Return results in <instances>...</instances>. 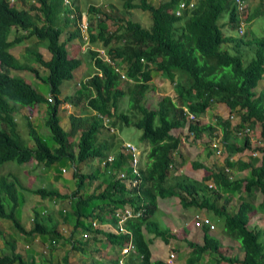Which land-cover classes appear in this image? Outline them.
<instances>
[{"label": "trees", "instance_id": "16d2710c", "mask_svg": "<svg viewBox=\"0 0 264 264\" xmlns=\"http://www.w3.org/2000/svg\"><path fill=\"white\" fill-rule=\"evenodd\" d=\"M20 1L26 6H17L16 0H0V166L7 161L23 164L34 159L53 168L54 178H57L60 175L57 172H63L66 164H70V176L75 179L76 187L70 193H61L49 185L31 189L17 178L9 180L1 176L0 218L9 219L17 230L25 233L16 214L19 198L16 189L27 190L42 199L72 198L75 221L73 218L71 222L68 218L64 225L74 224V228L80 227L84 232L95 229L109 242L121 245L128 239L127 234L96 230L98 228H92L91 222L86 223L83 219L98 217L102 222L110 219L116 223L112 215L114 209L126 203L138 208L137 201L140 198L145 208L144 215L128 219L124 226L131 231L136 251L142 256L141 262L149 263V243L142 227L168 242L174 234L155 218L157 197L177 195L182 207H204L216 216L223 217L224 234L235 239L244 252L242 258L226 254V247L220 239L204 225L202 244L185 239L192 248L194 260L210 251L217 255L219 262L264 264V228L248 227L254 211L264 213V90L259 93L254 90L264 73V35L248 36L246 30L242 35L223 31L225 25L230 26V31H235L241 21L247 22L264 14V0H259L255 5L253 2L252 6L249 0H194V6L186 5L179 15L176 14L179 3L185 1L187 4L188 0H161L157 5L150 0H121L126 12L136 8L148 11L151 17L149 28L143 27L130 15L126 14V18L121 19L113 18L111 9L90 5L87 12L89 15L85 16L89 23L85 34L91 44L102 45L112 62L104 60L97 50L86 51L95 71L80 84L79 89H89L85 105L95 113L70 114L68 129L60 124L58 111L61 104L76 105L81 99L80 93L60 97L61 84L73 79V72L81 63V54H78L83 43V33L79 27L81 11L76 5L74 15L69 16L70 9L63 6L62 0ZM248 4L252 11L247 10ZM224 14L227 15L226 22L219 23ZM110 20L119 24L112 31H109ZM67 25L73 27L71 37H78V44L72 45L70 49L66 40H61L63 28ZM13 30L15 37L9 41L8 35ZM29 37H35L37 41L28 42L25 52H30L32 62H38L49 70L45 82L49 85L51 97L43 96L22 77L9 73L10 68L28 69L37 75L34 67L20 63L9 51L13 44ZM40 45L51 53L49 60L42 59L38 51ZM222 45H229L233 52L228 47L222 48ZM69 50L74 51L73 54ZM247 56L249 60L244 61ZM123 63L125 78L121 77L118 70ZM159 72L172 82L178 73L185 78L184 82L173 85V96L167 94L160 97L156 106L151 108L145 100L150 91H156L151 79L154 73ZM122 102L126 107H122ZM212 102L225 103L229 112L235 113L237 121L232 123L228 118L216 115L213 124L190 121L188 130L195 132L201 129L212 134L215 126L220 127L226 151L223 152L226 157L224 164L215 165L213 170L208 168L209 173L201 180L183 173L177 174L174 176L175 182L170 185L167 179L169 165L173 162L172 153L181 143V139L173 136L170 130L185 125L183 107L197 115L210 107ZM30 104L45 106L47 116L44 123L52 137V142H48L45 135L28 120V136L34 142L32 148L19 135L14 119L15 105ZM98 114L110 117L111 126L119 129L132 126L141 131L140 140L148 146L141 169V196L128 191L123 183L113 179V173L110 174L111 169L118 172L125 166L128 154L120 153L114 134L108 139H99L106 125L105 119ZM256 126H259L258 137L263 142L257 147L262 152L261 164L253 166L248 162L243 163L245 167H251L249 175L242 179H230L236 166L234 156L251 148L250 136L245 135L244 143L240 145L237 132L241 128L253 129ZM206 146L209 154L215 153L209 143ZM110 152L114 153L115 159L107 162L100 173L105 185L101 181L90 194L81 191L80 185H84L86 179H96L99 172H83L75 164L105 157ZM191 165L193 168H203L197 161ZM209 180L213 183L211 187L208 185ZM234 192L245 195L239 194V203L231 206ZM256 192L261 195L258 205L250 199ZM222 199V203H219ZM38 210L36 208L31 217L33 226L28 234L46 233L51 235V242L56 244L62 237L61 232L55 225L48 228L41 220L43 212ZM88 242L86 238L78 244L86 246ZM45 252L43 250V257L48 259V253ZM135 259V256L131 257L130 262L133 263ZM0 264L35 263L19 253H13L0 256ZM154 264L164 263L157 260Z\"/></svg>", "mask_w": 264, "mask_h": 264}, {"label": "crops", "instance_id": "0c3cea01", "mask_svg": "<svg viewBox=\"0 0 264 264\" xmlns=\"http://www.w3.org/2000/svg\"><path fill=\"white\" fill-rule=\"evenodd\" d=\"M79 7L81 8V0L78 2ZM43 18V17H42ZM73 27L71 25H68L63 28V32H67L66 34H61V40H66L68 43V48L70 49L72 45L78 44V37H71V31ZM67 30V31H66ZM14 33V34H13ZM15 37V31H11L8 35V40H12ZM70 37V38H69ZM37 41L35 37H29L26 40L13 44L9 51L13 54V56L20 62V63H26L32 67H34L37 71V75H35L33 72H31L28 69L24 70H17L10 68L9 73L10 75L20 76L22 77L27 83H29L38 93L42 94L43 96L47 97L50 95L49 93V85L45 82V79L47 78L48 69L39 64L38 62L31 61L25 58L24 55L27 53L24 51L25 47L27 46L28 42ZM81 42V40H80ZM81 42V46H82ZM80 46V48H81ZM95 48H98L100 44H93ZM21 52V54H19ZM38 51L42 55L43 60H49L51 58V53L49 50L43 46H38ZM71 54H73L74 51H70ZM81 54L80 59L81 63L77 69L73 72V79L69 81H65L61 84V95L60 97H63L65 95H71L73 93H80L81 99L80 101L74 105L70 103H64L61 104L59 107L58 114L60 116V124L65 128L68 129L70 125L69 117L70 114L76 113V114H89L90 112L95 113L94 111L86 108V98L88 96L89 89L82 90L80 88V84L85 82L89 75H91L94 71V65L90 58V56L84 51L83 49L79 50L78 54ZM91 67V68H90ZM160 76L158 78L153 77V84L156 86V89L165 88L167 86V79L162 76L161 73H159ZM179 80H176V83H178ZM47 84V85H46ZM256 93H259L261 90H264V73L262 76V79L260 80V83L254 88ZM171 91L173 89L171 88ZM45 106L42 104H34L31 106H21V105H15V113H14V119L16 121V129L19 132V135L26 140L29 147H33L34 142L32 139L28 137L27 135H22L19 130V120L22 118H26L27 121H32L33 125H35L36 129H39L37 127V122H40L42 128L43 123L46 119V111ZM211 110L214 114L218 111H224L225 114H221L223 119H226L230 116H233L235 113H230L228 107L224 103L218 102L216 107L213 105L212 107H208L205 109L204 112L200 113L199 119L200 124H207L214 122H209L206 120V117H204L207 112ZM67 115V120H62V115ZM41 119V120H40ZM237 119V118H236ZM232 123H234L232 121ZM179 128L177 131H175V136H178V132L181 129ZM46 130V133H48V129ZM222 137V132L220 127H216L212 130L218 131ZM211 132V133H212ZM259 132V126H256L255 128L251 129L250 136V146L251 148L245 149L239 153H237L234 156V160L236 161L235 170H233L232 178H238L242 179L249 175L251 167H245L243 163H250L253 166H257L261 164V158H262V152L259 150H253L252 148L262 144L263 142L260 141V138L258 137ZM41 133V132H40ZM102 134L100 136V140H105L109 138L107 129L102 130L100 133ZM253 134V135H252ZM258 138L257 140L253 138ZM46 137V136H45ZM76 137V136H75ZM180 137V136H178ZM181 143L177 150H175L172 153L173 156V167H176L175 160H181V159H187L189 155L192 153V148L195 146L193 143H189L185 137L181 136ZM201 140L204 141L205 137H201ZM241 143H244V139L242 140L240 137L238 138V144L241 145ZM256 146V147H257ZM255 151V152H254ZM208 152V149H207ZM186 154V155H185ZM215 155V154H214ZM213 156V154H212ZM211 157V160H213V157ZM192 160V157H190ZM105 157L101 158H94V159H88L85 163H79L75 164L76 167H78L81 171L91 173L94 170H98L99 175L94 180L86 179L84 182V186L90 187L87 191L89 194L94 191L95 186L103 182L101 169L104 168L106 164L102 167L101 165L104 163ZM207 161H210V158L207 157ZM199 162V161H198ZM190 163V162H189ZM187 160L185 166H179L176 168V170L173 172V174H180L184 173L188 175L189 177H193L197 180H201L202 178H196L193 176V172H197V174H202L203 176L205 174L209 173V169H212L214 167H210L209 165L206 166L207 170L206 173L203 169H192L190 172L187 169ZM191 164V163H190ZM223 163H221L222 165ZM21 167H19V173L20 174H12L9 176V180H14L17 178L24 186L29 187L31 189H35L33 187V182L31 184L26 182L27 177L32 178H40L43 180V184L40 183L39 187H47L54 186L56 187L61 193H67L65 190L67 188L71 190H74L76 187L75 179L71 178V176L66 175L67 169L64 168V171L62 175H58L57 178H54L53 174V168H49L44 163H38L34 159H30L28 162H25L23 164H20ZM71 166V165H70ZM172 167V169H173ZM88 169V170H84ZM200 170H203L200 173ZM21 173H23L24 177H22ZM65 173V174H64ZM171 173V172H169ZM6 176V175H1ZM0 176V177H1ZM202 176V177H203ZM201 178V179H200ZM58 181V183H57ZM171 181V178L169 179ZM93 182V184H92ZM95 182V183H94ZM101 182V183H102ZM211 183L212 181L209 180ZM103 182V186H104ZM18 191V192H17ZM18 200H17V208H16V214L17 218L19 219L21 225L24 227L25 233L18 231L17 229H13L12 222L9 219L0 218V256L2 255H11L13 253H19L22 256H24L28 261H33L35 264H115L114 257L119 252L121 245L116 243H111L107 238L101 233L96 232L94 230L87 231L89 234V237L87 238L89 242L86 246H80L78 244L79 241H83L85 239H82L81 235L84 232V230H81L79 228H74V224L64 225L65 221L69 218L72 222L73 218L75 221V214L73 211V205H72V198L69 202L71 206V209L69 207H66L65 199H51V198H40L39 196H34L32 193H29L27 190L23 189H16ZM70 193V192H69ZM241 196H244V193L240 194ZM35 198H33V197ZM253 196L259 197V200L255 201L252 197H250L251 202L255 205H258L261 200V195L257 192L254 193ZM68 199V200H69ZM28 200V202H26ZM63 201L61 204H57V201ZM223 200V199H222ZM232 200V199H231ZM249 200V199H246ZM250 201V200H249ZM219 203H222L221 200H219ZM239 203V202H238ZM237 203V204H238ZM237 204H234L236 206ZM157 205L158 209L155 214V218L161 224L162 226L167 227L170 230V233H173L174 235L169 239L168 242L163 241L160 239V237H157L153 234V232H148L145 230L144 227H142L143 232L145 234V238L149 240V249H150V262L149 263H143V264H154L155 261L159 260L164 264H167V259L169 253L174 254L173 264H228L225 262H219L218 257L215 253H212L210 251L204 252L201 257L198 260L194 259V254H192V249L185 244L184 240L189 239L192 241H195L199 244H202L199 238H202V235L199 236L198 228H195L193 226L192 222V211L195 210L194 207L189 208H182L180 204V200L177 196H170V197H157ZM36 208H39L38 211H42V219L43 223L47 225L48 228H50L52 225H55V227L61 232L62 237L55 243L51 242V235L42 234L38 232H34L33 234L29 235L28 232L32 228V223L30 221V218L34 216V211ZM65 208V210H64ZM54 210H57V214H55ZM204 213L210 216V219L212 223L215 225V228L211 231L213 235L218 237L220 239L221 244L226 247V254L230 255H236L238 258H242L244 256L243 250L240 248L238 242L235 239L230 238L229 236L225 235L223 233V226L216 228L217 225H219V222L223 224L222 220L212 214V213H205V211L209 212L208 210H205L203 208ZM26 213V216L24 219H28L29 223H26L22 221V213ZM264 215L262 211H254L253 214H251L249 218V222L251 221L252 217L259 215ZM74 216V217H73ZM215 217L217 219H215ZM106 218V217H105ZM97 221V228L96 230H103L104 232L113 233L115 231V223L114 221L107 219L104 222H102L98 217L97 218H88L83 219L84 222L88 223L91 220ZM248 222V223H249ZM126 223V222H125ZM260 228V227H259ZM196 234V238H192V234ZM115 234V233H114ZM53 245H52V244ZM83 247V248H82ZM42 250V251H41ZM43 250H46L45 253H48V259L43 257ZM235 251V252H234ZM241 255V256H240ZM132 256V254L128 255V257ZM192 259V261L190 260Z\"/></svg>", "mask_w": 264, "mask_h": 264}, {"label": "rangeland", "instance_id": "374dc122", "mask_svg": "<svg viewBox=\"0 0 264 264\" xmlns=\"http://www.w3.org/2000/svg\"><path fill=\"white\" fill-rule=\"evenodd\" d=\"M153 4L157 5L161 0H150ZM250 1V5L252 6L253 5V2H254V5L256 3L259 2V0H249ZM105 4L106 7H109L111 9V14L113 15V18H126V14L129 16H131L134 20L136 21H139L141 23V25L145 28H149L150 25H151V17H150V13L148 11H144V10H141V9H132L130 10L129 12H126L125 10H123V4H122V1L121 0H81V14H82V19L85 18V15L88 16L89 14H87L88 12V9H89V6L90 5H94V6H97V5H101V7H103L102 5ZM247 4V2H246ZM16 5L19 6V7H22L23 5L26 6V4H24L22 1L20 0H16ZM249 4L247 5V10L248 11H252L250 8ZM225 19V20H224ZM227 20V15L224 14L223 18L219 20V23H225ZM82 21V20H81ZM121 23V21H120ZM117 25H119L118 23H114L113 21L110 20V23H109V26H110V30L109 31H112L114 30ZM68 26V25H67ZM243 26V25H242ZM230 26H227L225 25L223 27V31L224 33H233V34H236V32H231L230 31ZM246 30L248 36H262L264 35V14L262 15H259V16H256V17H253L251 20H248L244 26V31ZM67 31V30H66ZM67 32H63V34H66ZM14 34V33H13ZM225 47H228L229 51L230 52H233V50L230 48L229 45H222V48H225ZM25 51V49H24ZM22 51H20L19 54H21ZM26 59L28 60H31V57H30V52H27L26 55H24ZM250 57L247 56V58H245L244 61H247L249 60ZM91 68V67H90ZM154 77L157 76V73H154L153 74ZM153 83V80H151V84ZM260 83V82H259ZM47 85V84H46ZM154 85V84H152ZM154 87L156 88V86L154 85ZM171 88H172V84L171 82L170 83H167V86H166V90H162V89H156V91H150L148 94H147V97H146V105L148 107H151L153 108L154 106H156V103H157V100L160 99V97H162L164 95V93H171L172 94V91H171ZM215 106L217 105V102H212L211 103V107L212 106ZM122 107H126V105L122 102ZM221 115V114H225L224 111H221L220 112H216L215 114L209 110L207 112V114L204 116L206 117V120L209 121V122H215V116L216 115ZM235 114H233V118H228L230 121L232 120L234 123L236 122V119H235ZM41 120V119H40ZM62 120L63 121H66L67 120V115H62ZM19 130L21 132V134L24 136V135H27L28 133V130H29V127H28V123H27V119L26 118H22L19 120ZM37 127L39 128V132H41V134L45 135L46 136V140L48 142H52V137H51V134L50 132L46 133V130L44 129H48V128H42L41 127V124L40 122H37ZM43 127H46L45 123H43ZM49 131V130H48ZM175 129H173L171 132L172 133H175ZM197 131V133H196ZM195 132H192V133H189L186 129H181L179 130L178 132V136H183L186 138V140L189 142V143H193V145H195L193 148H192V153L191 155H189V157L187 159H181V160H175L176 164L177 165H182V166H185L186 164V160H187V163H191L193 161H199L198 163L202 164L203 165V168L206 167V166H210V167H214L215 165H221V163L224 164L225 162V158L224 157V153L222 152L220 155L216 154V153H208L207 152V146L206 144L207 143H210L211 140L213 139H216V137H221L220 133H219V130L218 131H215L214 133L212 134H207L206 131L204 130H201V129H196ZM109 135H111V133L109 132ZM116 135V134H115ZM114 135V136H115ZM253 135V134H252ZM118 136L121 137L123 140H130L132 142H134L139 148H141L143 146V143L142 141L140 140V136H141V131L135 127H132V126H123L121 131L118 133ZM30 138V136H28ZM201 137H205V140L202 141L201 140ZM254 139H258V138H255V136H253ZM243 140V138H241ZM258 144V143H257ZM256 144V146H257ZM262 144H259L257 147L261 146ZM253 147L252 149L253 150H259L257 149V147ZM142 150H144V147H142ZM260 151V150H259ZM226 152V151H225ZM213 154V156H212ZM215 154V155H214ZM186 155V154H185ZM213 157V160H211V157ZM190 157H192V160L190 159ZM207 157L210 158V161H207ZM144 161V159H143ZM187 164V169L191 172L192 169H194L192 167L191 164ZM58 166V165H57ZM19 167L20 164L14 162V161H7V162H4L1 166H0V176L1 175H6L7 174V177L9 178V176H11L12 174H20L19 173ZM66 169H67V174L66 175H70L71 171H72V167L70 166V164H66ZM62 168V166L60 167V169ZM203 168H199V169H203ZM55 169V168H54ZM84 170H88V169H84ZM92 170V169H91ZM90 171V170H88ZM196 171H198V168H196ZM203 170H200V173L202 172ZM204 172L206 173V170L204 168ZM58 174L62 175L61 173H63L61 170L60 172H57ZM65 174V173H64ZM22 177H24L23 173H21ZM193 176H195L196 178H199L201 177L202 178V174H197V172H193L192 174ZM193 178V177H192ZM200 178V179H201ZM195 179V178H194ZM35 180V181H34ZM33 182V187H37L39 186L40 183H44L42 179L40 178H32L31 177H27V180L26 182H28V184L31 182ZM209 182V181H208ZM58 183V181H57ZM95 183V182H94ZM93 184V182H92ZM81 191H84V192H87L89 190L90 187L88 186H84L83 188V185L81 186ZM67 193L70 192V189L67 188V190H65ZM257 193V192H256ZM259 193V192H258ZM240 192L236 193L234 192L233 196H232V200L230 201V205H234V204H237L239 202V199H238V196H239ZM34 196H38V195H35L33 194ZM33 197V196H32ZM34 198V197H33ZM253 198V197H252ZM35 199V198H34ZM255 201L259 200V197L257 196H254L253 198ZM66 200V199H65ZM71 199H67L65 201L66 203V207H69V209H71V206L70 205V201ZM64 201V200H63ZM63 201H60L59 200L57 201V204H61ZM223 201V200H221ZM28 202V200L26 201ZM258 202V201H257ZM65 210V208H64ZM55 214H57V210H54ZM72 211V209H71ZM204 212V210H202ZM205 213H211V212H207L205 211ZM19 213H17L18 215ZM258 216H255V217H252L251 221L248 223V227L251 228V229H256V228H261L263 229L264 228V215H260L258 214ZM26 216V213H22V221L29 223L28 219H24V217ZM74 217V216H73ZM216 218V217H215ZM42 219V218H41ZM220 219L222 220L223 222V217H220ZM31 221V220H30ZM97 222V221H96ZM221 222H219V225L216 226V228H220L221 227ZM13 226V225H12ZM15 227L13 226V229ZM16 229V228H15ZM200 229V228H198ZM19 231V230H18ZM198 233H199V236L203 235V231L202 230H198ZM212 233V232H211ZM192 238L195 239L196 238V234H192ZM200 241L202 242V238H199ZM235 252V251H234ZM241 256V255H240Z\"/></svg>", "mask_w": 264, "mask_h": 264}, {"label": "clouds", "instance_id": "9594fccd", "mask_svg": "<svg viewBox=\"0 0 264 264\" xmlns=\"http://www.w3.org/2000/svg\"><path fill=\"white\" fill-rule=\"evenodd\" d=\"M11 2H13V0H10ZM189 2H187V5H189V3L190 2H192L193 3V6H194V0H188ZM78 2H79V0H70V4H66V3H64V1L62 0V3H63V6H66V8L67 9H70V13H68V15L69 16H73L74 15V12H75V7H76V5H77V7H79V5H78ZM185 2V1H184ZM186 3V2H185ZM243 4H244V2H243ZM101 5H97V7H100ZM103 7H106V5L105 4H103L102 5ZM193 6H189V7H193ZM107 8H109V7H107ZM80 9V8H79ZM238 9H240V8H238ZM109 10H110V8H109ZM80 11H81V9H80ZM82 12V11H81ZM86 16V15H85ZM84 19H86V17L84 18ZM83 20V19H82ZM89 24V23H88ZM245 24H246V22H240V24H239V26L237 27V29L235 30V31H233V32H236V34H238V35H242L243 33H244V26H245ZM243 25V26H242ZM80 27V26H79ZM241 28V30H242V32L240 33L239 32V29ZM88 29V28H87ZM80 31L83 33V44H82V46H81V50L83 49L84 51H87L88 49H94V50H97L98 51V53L104 58V60H106V61H110V62H112L107 56H106V54H105V51H104V48L102 47V45L100 44V46L98 47V48H95L94 46H93V44H91L90 43V40H89V38L87 37L86 39L84 38V35H86L85 33L87 32V30L85 31V32H83L82 30H81V28H80ZM232 32V31H231ZM87 36V35H86ZM124 67H125V64L123 63V64H121L120 65V67H118V70H119V72L121 73V77L122 78H125V76H124ZM0 69H1V67H0ZM117 69V68H116ZM32 72V71H31ZM48 73H49V70H48ZM160 73V72H159ZM159 73H157V76H156V78H158V76H160L159 75ZM48 75V74H47ZM163 76V75H162ZM263 76V75H262ZM153 75H152V79L151 80H153ZM163 77H165V76H163ZM168 81H167V83H170L171 82V84H172V89H173V85H175V84H178L179 82L180 83H182V82H184V76H182V75H180L179 73H178V75H177V78H176V80H179V82L178 83H176V80L175 81H170V79L169 78H167V77H165ZM153 84V83H152ZM162 90H166V87L165 88H161ZM158 90V89H157ZM172 93L174 94V92L172 91ZM164 95H167V93H164ZM163 95V96H164ZM169 95H171V93H169ZM173 96V95H172ZM48 97H51L50 95L48 96ZM50 101H51V98H50ZM158 101V100H157ZM218 103V102H217ZM220 103H223V102H220ZM225 104V103H224ZM226 105V104H225ZM190 111L186 108V107H183V113H184V115H185V117H186V122H185V125L183 126V127H177V128H173V129H175V130H178L179 128H184V127H186L185 129L189 132V133H192V132H190L189 130H188V126H189V123H190V121H196V120H199V122H200V119H199V115L200 114H194L195 115V119L194 120H189L188 119V113H189ZM190 113H192V112H190ZM100 117H102V118H104L105 120H104V124L106 125V129H107V132H108V135H109V132L111 133V134H116L114 137H115V140H116V142H117V144H116V146L118 147V149L120 150V153H125V154H128V157H127V162L125 163V166L124 167H122V168H120V170H118V172H114L112 169L110 170V174L111 173H113L114 174V177H113V179H118L121 183H123L124 185H125V188L128 190V191H131V192H134V193H139V194H137V195H139V196H141V193H140V190H141V183H142V173H141V169H142V167H143V165H144V162H145V159H146V151H147V148H148V146H147V143L146 142H142L143 143V146L142 147H144V150H142V147L141 148H139L134 142H132V141H130V140H123L121 137H119L118 136V133L121 131V129H119L118 127H114V126H111L110 125V121H111V118L110 117H104V116H102L101 114H98ZM236 116V115H235ZM228 118H233V116H230V117H228ZM235 119H236V117H235ZM232 121V120H231ZM236 121H237V119H236ZM109 123V125H107ZM245 128H249V127H245ZM173 129H171L170 130V133L173 135V136H175L171 131L173 130ZM244 128H241L240 130H243ZM251 134V129L249 128V132L248 133H246V134H243V135H240V134H238L237 133V135L240 137V138H243L244 139V137H245V135H250ZM109 137H110V135H109ZM178 137V136H177ZM180 138V137H179ZM217 138H219L220 140H221V142H222V145H223V141H222V137H216V139ZM181 139V138H180ZM214 140V139H213ZM213 140H211L210 141V145H211V143L213 142ZM126 142H130V143H132L133 145H135V147L137 148V151H138V163H137V173H134L133 172V169H132V166H131V154L129 153V151H127L126 149H125V147H124V144L126 143ZM212 146V145H211ZM223 147H224V145H223ZM213 148V147H212ZM214 149V148H213ZM225 151V147H224V149L222 150V152H224ZM214 152L216 153V151L214 150ZM221 152V153H222ZM255 152V151H254ZM220 153V154H221ZM217 154V153H216ZM220 154H218V155H220ZM115 159V156H114V153L113 152H110V153H108L107 154V156H105V160H104V163L101 165L102 167L104 166V164H106L107 162H113V160ZM143 159H144V161H143ZM192 163V162H191ZM178 166H182V165H178ZM169 167H170V172L171 173H168V183H170V185H172L174 182H175V175H177V174H173V172L176 170V168H178L177 166L175 167H173V164L171 163L170 165H169ZM172 167H173V169H172ZM193 167V166H192ZM111 168V167H110ZM194 169H196V168H194ZM199 169V168H198ZM226 170H229V169H227L226 168ZM120 173H123L125 176L124 177H120ZM184 174V173H183ZM186 175V174H185ZM188 176V175H187ZM171 178V181H169V179ZM192 178V177H191ZM229 178L230 179H233L232 178V175H230L229 176ZM131 181H135V183H134V185H132L131 184ZM212 182L210 183V182H208V185H209V187H211L212 186ZM173 196H177V195H173ZM178 197V196H177ZM179 198V197H178ZM179 200H180V198H179ZM137 202H139L138 204H137V206H138V208H134L133 207V205H131V204H129V203H126V204H124V205H122V206H120V207H118V208H115L114 209V211H113V213H112V215H113V219L115 220V231L113 232V233H115V234H118V233H123V234H127L128 235V239H125V241L123 242V244L121 245V247H120V250H119V252L116 254V256L114 257V261H115V264H117V260H118V258L120 257V252H121V249L130 241L131 243H132V245H133V249L129 252V253H127V254H125L124 256H122L123 258H124V261H125V264H143L142 262H141V258H142V256H141V254H139L137 251H136V248H135V245H134V242L132 241V239H131V231L130 230H128V229H126L125 228V226H124V224H125V222L128 220V219H130V218H134V217H139V216H142V215H144V211H145V208H144V206H143V202H142V199H140L139 198V200L137 201ZM180 204H181V202H180ZM182 206V205H181ZM189 207H194V206H187V207H182V208H184V209H186V208H189ZM125 208H129L130 210H132V212H133V214L130 216V217H128V218H126L123 222H122V226L124 227V229L126 230V232H122V231H118V226H119V222H120V216H116L115 215V213H116V211H120V212H123V210L125 209ZM204 207H202V208H196V207H194V209L195 210H193L192 211V214H191V216H192V222H193V215H194V213H200V214H202V213H204L203 211H202V209H203ZM205 210H207L206 208H205ZM209 211V210H208ZM138 212H140V214L139 215H137V213ZM209 212H211V211H209ZM212 214H213V212H211ZM203 216H206V217H209V219H210V216L209 215H207V214H202ZM215 215V214H214ZM220 218V217H219ZM32 218H30V220H31ZM215 219H217V218H215ZM93 221V219L90 221V222H92ZM96 221V220H95ZM210 221H211V219H210ZM97 223V222H96ZM121 223V222H120ZM211 223H212V221H211ZM205 225H207V224H205ZM204 226V225H203ZM202 226V227H203ZM208 227H209V225H207ZM202 227L200 228L201 230H202ZM97 228V227H96ZM213 229H211L210 227H209V232L211 233V231H212ZM203 231V230H202ZM85 233V232H84ZM224 233V232H223ZM154 234V233H153ZM212 234V233H211ZM145 235V234H144ZM155 235V234H154ZM156 236V235H155ZM81 237H82V239H86V238H88L89 237V234H88V236L87 237H83V233H82V235H81ZM157 237H160V236H157ZM202 237H203V235H202ZM171 238V237H170ZM169 238V239H170ZM160 239H161V237H160ZM202 240H203V238H202ZM164 241V240H163ZM184 242H185V244H187L186 243V241L184 240ZM203 242V241H202ZM148 243H149V240H148ZM120 245V244H119ZM148 247H149V244H148ZM192 249V248H191ZM150 250V249H149ZM130 254H132V256H130V257H128V255H130ZM170 254V253H169ZM133 256H135L136 257V259H135V261L132 263V262H130V258L131 257H133ZM168 259H169V255H168ZM167 259V264H173V259L174 258H171V261H169ZM194 260V259H193Z\"/></svg>", "mask_w": 264, "mask_h": 264}, {"label": "built area", "instance_id": "2783aa9c", "mask_svg": "<svg viewBox=\"0 0 264 264\" xmlns=\"http://www.w3.org/2000/svg\"><path fill=\"white\" fill-rule=\"evenodd\" d=\"M64 3L66 4H70V0H63ZM186 3L184 1H181L179 3V8L176 10V14H180L181 13V9L186 7ZM188 6H193V3L190 2ZM243 7V5H242ZM241 8V7H240ZM79 26L81 28V30L83 32H85L88 28V22L86 19H83L80 23H79ZM239 32L241 33L242 30L241 28L239 29ZM84 38L86 39L87 36L84 35ZM196 117L193 113H188V119L189 120H194ZM249 132V128H244L243 130H240L237 132L238 134L240 135H243V134H246ZM212 147L214 148V150L216 151L217 154H220L222 152V150L224 149L223 145H222V142L219 138L217 139H214L213 142L211 143ZM124 147L127 151H129V153L131 154V166H132V169H133V172L134 173H137V163H138V151H137V148L135 147V145H133L132 143L130 142H126L124 144ZM64 170V169H63ZM125 175L123 173H120V177H124ZM135 181H131V184L134 185ZM133 214L132 210H130L129 208H125L123 210V212H120L119 210L116 211L115 215L116 216H120V222H119V226H118V231H122V232H126V230L124 229V227L122 226V222L130 217L131 215ZM140 212L137 213V215H139ZM209 225V227L211 229H214L215 228V225L213 223H211L209 217H206V216H203L202 214L200 213H194L193 215V226L195 228H201L203 225ZM91 227L92 228H95L97 227V223L95 220H93L91 222ZM88 236V233L85 232L83 233V237H87ZM133 249V245L132 243L129 241L122 249H121V252H120V257L118 258L117 260V264H125V261H124V258L122 256H124L125 254L129 253L131 250ZM171 258H174V254L173 253H170L169 254V261H171Z\"/></svg>", "mask_w": 264, "mask_h": 264}]
</instances>
